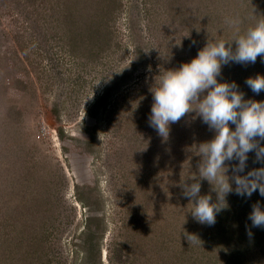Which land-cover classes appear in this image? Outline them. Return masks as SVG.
Segmentation results:
<instances>
[{"label":"rangeland","instance_id":"rangeland-1","mask_svg":"<svg viewBox=\"0 0 264 264\" xmlns=\"http://www.w3.org/2000/svg\"><path fill=\"white\" fill-rule=\"evenodd\" d=\"M261 17L264 0H0V264H264V228L248 219L258 191L229 193L209 226L178 186L215 131L194 111L166 143L148 124L165 71ZM258 74L260 57L218 80L264 101L245 83ZM225 164L231 178L238 161ZM260 167L250 152L240 175ZM211 188L201 181L215 202ZM222 232L248 246L220 257Z\"/></svg>","mask_w":264,"mask_h":264},{"label":"clouds","instance_id":"clouds-1","mask_svg":"<svg viewBox=\"0 0 264 264\" xmlns=\"http://www.w3.org/2000/svg\"><path fill=\"white\" fill-rule=\"evenodd\" d=\"M258 57L264 62V17L230 41L207 43L190 62L165 71L157 86L148 88L152 96L148 124L162 143L169 140L170 126L193 111L215 131L213 139L198 145V155L202 157L198 176L190 177V184L178 185L183 196L193 203L190 212L200 224L214 225L217 214L228 207L226 197L233 191L247 198L258 191L264 197V167L240 175L250 152H255L256 161L264 163V101L245 99L236 82L218 80L222 66L255 64ZM148 70L151 71L150 66ZM245 83L255 94L264 92V74L250 76ZM233 160L238 164L232 168L230 178L225 162ZM205 179L216 193L215 202L211 195H201V181ZM248 219L251 227L264 228V208L253 204ZM246 232L251 237V229ZM184 236L190 244L197 237L187 232Z\"/></svg>","mask_w":264,"mask_h":264},{"label":"trees","instance_id":"trees-1","mask_svg":"<svg viewBox=\"0 0 264 264\" xmlns=\"http://www.w3.org/2000/svg\"><path fill=\"white\" fill-rule=\"evenodd\" d=\"M221 213L223 214V216L220 219L226 220L227 215L230 213L229 207H227L226 209L221 211ZM222 222L224 223V221H222ZM221 235H222L221 244L225 245L227 249L221 247L222 245L220 246V248L222 249V250H219V256L220 257H224L226 259L227 257H231L232 255L236 256V254L239 253L243 247L245 248L248 246V245H246L247 241L245 239L239 238L238 235H236L235 233L233 235V234H230L227 232H222ZM213 237L214 236H212V239H213ZM244 237L247 238V236H244ZM227 241H236V243H234L232 245V247L230 248V246L225 244ZM229 249H230V254L227 253L229 251ZM227 254H228V256H227Z\"/></svg>","mask_w":264,"mask_h":264},{"label":"built area","instance_id":"built-area-1","mask_svg":"<svg viewBox=\"0 0 264 264\" xmlns=\"http://www.w3.org/2000/svg\"><path fill=\"white\" fill-rule=\"evenodd\" d=\"M41 131H43V133H44L45 132V128L43 127Z\"/></svg>","mask_w":264,"mask_h":264}]
</instances>
